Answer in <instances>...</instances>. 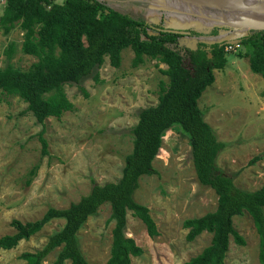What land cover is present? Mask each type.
Listing matches in <instances>:
<instances>
[{
    "label": "rangeland",
    "instance_id": "rangeland-1",
    "mask_svg": "<svg viewBox=\"0 0 264 264\" xmlns=\"http://www.w3.org/2000/svg\"><path fill=\"white\" fill-rule=\"evenodd\" d=\"M102 1L147 23L161 21L166 28L201 33L189 41L213 40L216 37L208 35L213 26L226 28L217 35L226 40H234L248 27L264 26V10L252 8L217 11L185 0ZM21 41L18 27L8 34L0 30V68L9 62L27 69L36 61L35 56L21 51ZM9 43L14 44V50L7 58L4 51ZM230 44L231 48H225V66L213 70L214 81L197 104L217 140L226 143L217 155L218 167L232 175L238 188L255 190L264 184V78L249 69L246 46ZM120 57L118 67L105 58L96 79L89 76L79 85L64 86L73 110L58 118L48 117L43 123L28 112L22 113L25 104L20 98L0 94V237L14 232L11 220L34 221L48 207L64 208L76 202L93 183L120 177L124 156L131 150L130 128L142 107L156 104L159 84L167 80L162 73L165 65L158 60L146 57L132 67L128 47L122 49ZM184 63L189 66L186 59ZM42 129L47 143L44 154L38 138ZM152 166L155 173L141 176L133 195L148 208L157 234L148 236L144 224L128 212L125 233L141 248L140 255L130 257V264H182L211 239L210 233L202 232L187 241L182 222L212 211L217 196L195 180L187 137L177 128L166 130ZM32 167H36L35 172L29 175ZM109 213V205L100 206L77 233L88 264H106L112 228ZM62 223L53 219L14 248L0 249V264H25L19 255L40 249ZM232 225L245 243L239 246L230 239L224 263L261 264L250 216L246 212L234 216ZM57 251L49 253L41 264H51Z\"/></svg>",
    "mask_w": 264,
    "mask_h": 264
},
{
    "label": "trees",
    "instance_id": "trees-1",
    "mask_svg": "<svg viewBox=\"0 0 264 264\" xmlns=\"http://www.w3.org/2000/svg\"><path fill=\"white\" fill-rule=\"evenodd\" d=\"M15 27L22 32L21 51L35 56L36 61L27 69L9 62L1 67L0 94L20 98L25 104L22 113H30L39 123L73 110L64 86L79 85L89 76L96 79L105 58L111 66L118 67L124 48L132 52V67L143 63L146 57L164 64L162 73L167 80L159 84L156 104L142 107L130 128L131 150L124 156L120 177L93 183L76 202L64 208L48 207L34 221L11 220L14 232L0 237V249H12L51 220L61 219L62 226L48 235L40 249L22 252L19 258L25 264H41L58 249L51 264H88L77 233L89 216L107 204L112 228L106 264H130V257L140 255L141 248L125 233L128 212L144 224L148 236L157 234L148 208L136 201L134 191L141 176L155 173L152 161L166 130L177 128L187 137L195 180L217 196L212 211L182 222L187 241L202 232L211 234L210 242L182 264H225L230 239L239 246L245 243L232 225V218L244 212L252 220L258 237V260L264 264V184L255 190L240 189L233 183L232 175L218 167L216 158L226 143L217 140L197 104L202 92L214 81L213 70L222 69L227 62L225 48L230 45L229 40L217 36L226 28L210 27L208 35L216 37L211 41H189V37L201 33L194 29L185 33L166 31L171 28L164 27L161 21L147 23L102 0H0V30L8 34ZM234 40V44L246 46L251 72L264 78V29H248ZM13 50L14 44L9 43L4 51L7 58ZM38 138L44 154L47 143L43 129ZM35 169L32 167L29 175Z\"/></svg>",
    "mask_w": 264,
    "mask_h": 264
},
{
    "label": "bare ground",
    "instance_id": "bare-ground-1",
    "mask_svg": "<svg viewBox=\"0 0 264 264\" xmlns=\"http://www.w3.org/2000/svg\"><path fill=\"white\" fill-rule=\"evenodd\" d=\"M199 4L206 6V7H210L211 9H217V11L220 10V8L222 7H234L240 10H247L250 8L256 9V10H264V3L256 4L255 0H202Z\"/></svg>",
    "mask_w": 264,
    "mask_h": 264
},
{
    "label": "water",
    "instance_id": "water-1",
    "mask_svg": "<svg viewBox=\"0 0 264 264\" xmlns=\"http://www.w3.org/2000/svg\"><path fill=\"white\" fill-rule=\"evenodd\" d=\"M185 1H188V2H193V3H200L202 0H185ZM255 2H256V4H262V3H264V0H255ZM222 8H224V7H222ZM229 8H231V7H229ZM232 8H234V7H232ZM248 29H264V26H257V27H248ZM247 29V30H248ZM166 31H171V32H176V33H185V31H180V30H176V29H166ZM229 43H235V42H237V41H235V40H229L228 41Z\"/></svg>",
    "mask_w": 264,
    "mask_h": 264
},
{
    "label": "built area",
    "instance_id": "built-area-1",
    "mask_svg": "<svg viewBox=\"0 0 264 264\" xmlns=\"http://www.w3.org/2000/svg\"><path fill=\"white\" fill-rule=\"evenodd\" d=\"M232 47V45L230 44V45H228V48H231Z\"/></svg>",
    "mask_w": 264,
    "mask_h": 264
}]
</instances>
